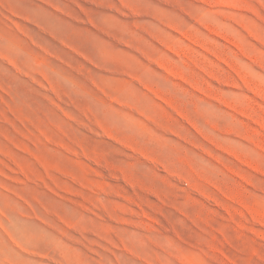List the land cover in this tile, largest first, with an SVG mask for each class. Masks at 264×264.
<instances>
[{
	"label": "rangeland",
	"instance_id": "rangeland-1",
	"mask_svg": "<svg viewBox=\"0 0 264 264\" xmlns=\"http://www.w3.org/2000/svg\"><path fill=\"white\" fill-rule=\"evenodd\" d=\"M0 264H264V0H0Z\"/></svg>",
	"mask_w": 264,
	"mask_h": 264
}]
</instances>
